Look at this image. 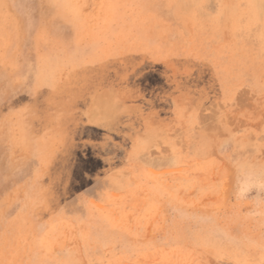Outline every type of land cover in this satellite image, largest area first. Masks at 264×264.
Segmentation results:
<instances>
[{
	"label": "rangeland",
	"instance_id": "1",
	"mask_svg": "<svg viewBox=\"0 0 264 264\" xmlns=\"http://www.w3.org/2000/svg\"><path fill=\"white\" fill-rule=\"evenodd\" d=\"M0 264H264V0H0Z\"/></svg>",
	"mask_w": 264,
	"mask_h": 264
},
{
	"label": "bare ground",
	"instance_id": "2",
	"mask_svg": "<svg viewBox=\"0 0 264 264\" xmlns=\"http://www.w3.org/2000/svg\"><path fill=\"white\" fill-rule=\"evenodd\" d=\"M100 99V98H99ZM111 103V102H110ZM105 105V104H104ZM107 110V109H106Z\"/></svg>",
	"mask_w": 264,
	"mask_h": 264
}]
</instances>
